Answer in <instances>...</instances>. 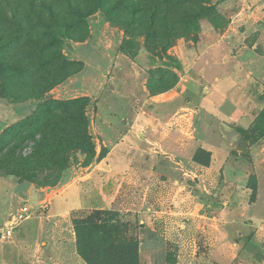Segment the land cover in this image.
Returning a JSON list of instances; mask_svg holds the SVG:
<instances>
[{
	"label": "rangeland",
	"instance_id": "1",
	"mask_svg": "<svg viewBox=\"0 0 264 264\" xmlns=\"http://www.w3.org/2000/svg\"><path fill=\"white\" fill-rule=\"evenodd\" d=\"M0 67V135L49 100H88L93 159L71 154L57 184L36 187L81 175L137 113L152 119L140 116L133 132L149 151L139 166L156 170L146 192L124 188L115 209L68 212L50 198L31 206L0 168L17 192L0 206V227L16 225L1 242L33 219L38 247L61 240L71 252L73 219L105 210L138 239L139 264H264V0H0ZM213 87L228 97V117L199 108L197 95ZM168 91L180 94L161 108L147 100Z\"/></svg>",
	"mask_w": 264,
	"mask_h": 264
},
{
	"label": "crops",
	"instance_id": "2",
	"mask_svg": "<svg viewBox=\"0 0 264 264\" xmlns=\"http://www.w3.org/2000/svg\"><path fill=\"white\" fill-rule=\"evenodd\" d=\"M217 86L222 87L221 84H217ZM216 90L213 87L208 89L205 94L197 95L199 108L212 111L219 118L228 117L229 114L225 108L228 97L223 92ZM176 94L180 93L168 91L148 96L147 100L154 102V108L158 109L163 107L164 104L171 102L169 99H164L163 97L170 95V98H177ZM140 116L146 122L150 123L152 121L150 116L137 113V116H135L133 122L127 128L126 133L122 134L119 140L105 151V154L95 159V162L91 163L85 172L72 178L69 182L48 187H36L29 182H18V185L26 186L23 189L24 195L31 206L36 207L41 201L50 198L55 202H59L62 208L68 212L76 209H115L118 207V199L124 188L130 187L133 190H137V192L140 190H145L146 192L153 185L149 183V180L152 181L156 170L153 171L152 168L149 171H144L139 166L138 157L149 152L147 149L141 148L145 138L138 139L133 135V132L136 130L135 128L140 124ZM159 120L161 121V119ZM158 142L161 141L158 140ZM155 143H157L156 140ZM210 145L209 142H204L202 147L209 152L212 151L211 156L214 158V151L209 147ZM213 158L212 161H215ZM10 178L7 175H0V206L4 205L6 207L8 203H11L14 196L13 192L15 191H12L11 183H9ZM160 178L162 176H158V179ZM161 183H165V180H162ZM14 189L16 190L15 187ZM14 194H17V192ZM140 206L136 205L135 207H131V209L139 210ZM0 209L2 208L0 207ZM33 224V219L24 221L20 232L14 233L7 241H0V259H2V264H44L47 259L54 261L55 258L57 260L53 264H87L77 253L74 234L70 239L74 246L71 252L67 251L65 243L61 240L51 241L48 239L46 241L48 243L42 241L40 247H38L34 239L37 233L41 234L43 231L35 233L30 230L29 227L33 226ZM28 238H32V240L28 242ZM19 250L27 256L25 261L20 260L18 256L16 258L10 256L11 252L19 253Z\"/></svg>",
	"mask_w": 264,
	"mask_h": 264
},
{
	"label": "trees",
	"instance_id": "3",
	"mask_svg": "<svg viewBox=\"0 0 264 264\" xmlns=\"http://www.w3.org/2000/svg\"><path fill=\"white\" fill-rule=\"evenodd\" d=\"M87 101L49 100L31 116L6 128L0 144L4 137L17 132L11 135V154L0 161L4 173L20 182L55 185L69 166L71 154L92 153V160L94 147L84 111ZM27 136L31 138L30 149L21 154L17 148ZM91 160L82 163L87 165ZM72 224L77 253L87 264H139L138 239L125 236L126 224L114 213L91 211L74 218Z\"/></svg>",
	"mask_w": 264,
	"mask_h": 264
},
{
	"label": "built area",
	"instance_id": "4",
	"mask_svg": "<svg viewBox=\"0 0 264 264\" xmlns=\"http://www.w3.org/2000/svg\"><path fill=\"white\" fill-rule=\"evenodd\" d=\"M22 212L24 214H31L33 211L28 209L27 206H23L22 208ZM15 224H8V225H4L2 227H0V236L2 237H6V236H10L13 232V230L15 229Z\"/></svg>",
	"mask_w": 264,
	"mask_h": 264
}]
</instances>
